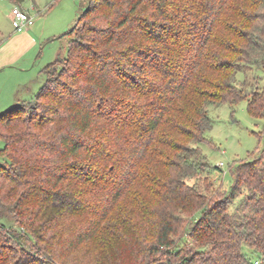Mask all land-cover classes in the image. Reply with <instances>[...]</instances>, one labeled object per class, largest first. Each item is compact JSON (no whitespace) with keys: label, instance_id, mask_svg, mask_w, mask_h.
I'll use <instances>...</instances> for the list:
<instances>
[{"label":"trees","instance_id":"obj_1","mask_svg":"<svg viewBox=\"0 0 264 264\" xmlns=\"http://www.w3.org/2000/svg\"><path fill=\"white\" fill-rule=\"evenodd\" d=\"M64 35L66 56L43 68L35 97L0 113V264H83L75 255L104 233L122 238L121 201L160 166L194 222L175 238L182 219L165 208L134 264H264V146L230 165L212 204L186 180L211 170L206 104L247 100L262 116L237 74L263 66L264 0H83ZM106 243L92 264H107Z\"/></svg>","mask_w":264,"mask_h":264},{"label":"rangeland","instance_id":"obj_2","mask_svg":"<svg viewBox=\"0 0 264 264\" xmlns=\"http://www.w3.org/2000/svg\"><path fill=\"white\" fill-rule=\"evenodd\" d=\"M82 1L25 0L23 6L35 17V23L29 29H15L10 14L16 4L12 0H0V113L25 99L35 97L45 81L43 68L58 56H66L70 37L64 34L80 16ZM73 36L75 35L72 34L71 37ZM241 68L242 71L237 74L239 85H244L248 92H253V96L255 94V104L258 100L262 101L264 63L261 68L255 65H243ZM206 108L213 127L206 133V142L199 146L203 153L201 159L208 163L211 170L200 172L195 177H187L186 180L207 198L208 204H212L233 183L230 165L241 159H254L263 148L264 107L262 116L258 117L250 114L247 100L234 106L229 103H208ZM4 146L5 140L0 137V149ZM7 162L8 159L0 155V164ZM156 163L161 165L157 159ZM163 178L160 166L150 171V174L148 172V176L128 190L117 212V220H122L125 216L124 220L127 216L130 221L129 226L123 220L117 224L122 238L106 232L92 242L87 250L78 252L74 259L83 264L96 263L102 256V243L107 240V264H134L155 240L154 227L157 226L158 218L163 217L165 208L173 210L182 219L178 220V231L173 236L178 238L181 234L185 226L183 222L189 224L188 231L194 222V208L191 206L180 210L177 200L170 198ZM240 206L241 198L233 201L230 208L238 211ZM196 217L198 215L194 218ZM4 222L9 227L18 225L10 214L6 215ZM130 232H133V236L128 241L125 235ZM188 244L195 248L193 243Z\"/></svg>","mask_w":264,"mask_h":264},{"label":"built area","instance_id":"obj_3","mask_svg":"<svg viewBox=\"0 0 264 264\" xmlns=\"http://www.w3.org/2000/svg\"><path fill=\"white\" fill-rule=\"evenodd\" d=\"M12 25L15 29L30 28L35 23V17L20 5H15L11 12Z\"/></svg>","mask_w":264,"mask_h":264},{"label":"crops","instance_id":"obj_4","mask_svg":"<svg viewBox=\"0 0 264 264\" xmlns=\"http://www.w3.org/2000/svg\"><path fill=\"white\" fill-rule=\"evenodd\" d=\"M14 6V5H13ZM20 6H22L23 8H25L27 11H29V9L28 8H26V7H24L23 6V3L20 5ZM30 12V11H29ZM10 17H11V14H10ZM31 28V27H30ZM29 29V28H28Z\"/></svg>","mask_w":264,"mask_h":264}]
</instances>
